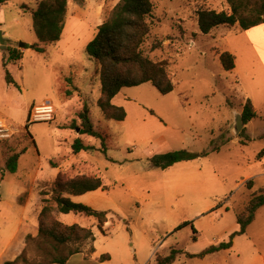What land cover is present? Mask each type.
I'll use <instances>...</instances> for the list:
<instances>
[{
  "label": "rangeland",
  "instance_id": "obj_1",
  "mask_svg": "<svg viewBox=\"0 0 264 264\" xmlns=\"http://www.w3.org/2000/svg\"><path fill=\"white\" fill-rule=\"evenodd\" d=\"M40 1L9 0L0 5V30L6 46L2 49L0 43V119L9 128V136L0 138V246L4 247L22 218L26 223L21 239L23 233L38 227L37 213L42 201L51 199L60 173L64 180L79 175L101 177L108 187L107 191L69 196L75 203L111 213L105 234L94 219L60 215L67 225L77 219L85 228L95 226L98 248L122 241L147 253L152 241L158 249L151 264L159 253L168 256L174 247L182 251L178 264H264V207L247 234L234 238L232 251L184 260L188 253L200 254L228 242L239 231H234L237 214L254 193L264 191V157L259 159L264 149V28L246 32L221 26L203 35L198 13L231 14L227 0H152L150 35L143 51L155 62H169L175 90L163 96L151 83L123 89L114 104L126 110L127 119L117 122L107 120L97 104L100 68L86 49L122 0H84L82 5L79 0H68L65 30L61 41L54 44L39 43L33 30L31 14ZM156 42L162 43L158 49H154ZM35 45L44 52L34 50ZM10 51L20 52L22 59L11 60ZM222 52L236 56L235 70L223 69L218 56ZM5 62L15 85L6 81ZM249 99L257 118L245 125L247 130L240 138L235 135V116L242 114ZM46 102L55 108L53 120L34 123V108ZM84 104L95 128L109 137L106 154L72 152L78 138L102 147V140L78 133V114ZM221 137L230 142L206 158L167 170L151 161L154 156L181 150L202 153L213 140L221 143ZM248 137L251 141L241 144ZM15 154L21 156L17 171L11 173L6 165ZM252 180L254 187L248 189L246 183ZM187 222L194 224L197 242L192 227L177 230ZM25 239L27 262L22 264L45 263L50 246L43 244L39 249L37 241L28 246ZM91 248L92 243L86 241L61 247L55 255L66 256L70 249L89 253Z\"/></svg>",
  "mask_w": 264,
  "mask_h": 264
},
{
  "label": "trees",
  "instance_id": "obj_2",
  "mask_svg": "<svg viewBox=\"0 0 264 264\" xmlns=\"http://www.w3.org/2000/svg\"><path fill=\"white\" fill-rule=\"evenodd\" d=\"M9 0H0V5L6 4ZM231 7V14L216 11H200L198 13V25L203 35H209L214 29L221 26L238 27L242 31H249L264 24V0H227ZM80 5L84 0H79ZM152 0H122L111 12L109 18L98 28V34L87 49L88 56L99 64V75L101 82V95L98 106L107 120L123 122L127 119V112L123 107L116 106L113 101L125 88H135L151 83L154 88L163 96L172 93L175 85L169 75V62H155L148 58L143 51V46L147 43L150 35V24L153 14ZM33 30L39 43L54 44L61 41L65 26L69 17L68 0H41L38 8L32 12ZM1 28V22H0ZM162 46L161 42L154 44V49ZM29 47H26L28 49ZM34 50L43 53L44 49L35 45ZM10 59L21 60L22 55L18 51H10ZM223 69L233 71L236 69V56L230 52L218 54ZM8 63H4L6 70V81L9 85H15V80L7 69ZM78 90V89H77ZM72 92L68 91V95ZM242 116L245 125L257 118V113L252 100H247L244 105ZM81 121V136H87L102 140V147L96 148L78 138L72 145V152L78 155L82 152L107 153L105 141L109 138L95 128L91 119L89 107L84 104L78 114ZM29 131V126H26ZM77 129V127L75 128ZM244 128L240 138L246 132ZM30 134V132H29ZM31 136V134H30ZM264 138V136L262 137ZM224 139V137H221ZM250 137L241 144L247 145ZM213 140L210 149L202 153H192L188 150L170 152L164 156H154L151 158L153 166L167 170L182 162H191L201 158H206L213 153L221 152L222 148L229 143L224 139L221 143ZM26 150H24L25 152ZM23 152V153H24ZM21 154L12 155L7 161V170L15 173ZM264 157V149L259 155L261 160ZM54 167L55 164L51 163ZM59 174L51 193V199L42 201V208L38 215L39 235L34 238L27 236V244L37 241L39 249L43 244L50 246L46 262L43 264H67L68 259L79 253V249H70L68 255L59 257L55 252L61 247L83 242L94 243L96 240L92 229L81 227L77 224L66 225L57 219V215L74 214L90 219H95L97 227L105 234V225L109 222V211L96 210L90 206L73 202L69 196L79 197L99 190L107 191L101 177H88L79 175L69 180H64ZM254 181L246 183L248 189L254 187ZM264 207V191L254 193L245 207L244 211L237 214V224L240 230L231 235L230 240L219 245H213L200 254L190 255V258H205L233 247L234 238L243 236L256 219L257 212ZM192 227L194 236L197 234L192 222L184 223L177 230ZM196 241V237H194ZM94 248H91L93 251ZM182 251L176 247L170 250L168 256L157 255L156 264H174L181 256ZM103 258H109L103 256ZM26 251L16 260L8 261L5 264L26 263Z\"/></svg>",
  "mask_w": 264,
  "mask_h": 264
},
{
  "label": "crops",
  "instance_id": "obj_3",
  "mask_svg": "<svg viewBox=\"0 0 264 264\" xmlns=\"http://www.w3.org/2000/svg\"><path fill=\"white\" fill-rule=\"evenodd\" d=\"M256 28L257 29L258 28H264V24L259 26V27H256ZM253 30H255V28L249 30V32H252ZM246 32H248V31H246ZM3 35L5 36L4 33H3ZM98 68H99V64H98ZM113 103H114V101H113ZM82 153H85V152H82ZM0 199H1V197H0ZM17 203H19V202H17ZM19 204L21 205V203H19ZM40 210L38 211V213L40 212ZM23 213H24V210L21 212V215H23ZM38 213H37V216H38ZM60 215L61 214L57 215V219L59 221H60ZM80 217H82V216H80ZM88 219H90V218H88ZM109 222H110V220H109ZM24 223H26V221L22 218L18 224V227L15 230H13V232L9 235L4 247L2 248L0 246V264H5L8 261L16 260L25 251L27 245H26V239L24 241L22 240L23 237L27 238V236L29 234L33 235L34 237L39 235V226L38 227L33 226L32 231H30L29 233H26V234L23 233V236L21 239L20 238V231H21V227ZM71 223L72 224H70V225L77 224V225L83 227L82 224H79L80 222L77 219L72 220ZM95 225L97 226L96 221H95ZM94 227L89 228V229L93 230L95 237H96L95 242L92 243V247L94 248V250L89 252V253L86 251L79 250V253L72 255L68 259L67 264H151L152 263L153 252H154V250L158 249L157 247L154 248L152 241H150L151 245L148 248L147 253H142L140 251V249L136 246V244H134L135 248L132 249L131 247H129V245H127L125 242H122V241L111 244L110 247L107 249L106 248L105 249L98 248L96 244H98V242H99V237L97 236V233H96V230ZM238 230H240V226L237 223H235L234 231H238ZM247 232H248V230H247ZM194 237H196V241H194ZM193 241L197 242V234L195 236L193 234ZM216 245H219V244H216ZM233 248H234V245L230 250H224V251L230 252L233 250ZM188 254H190V253H188ZM159 255H160V253H159ZM190 255H197V254H190ZM213 255H208L205 258H190L187 255V257L184 258V260H189V261H192L193 259L203 260V259H208ZM103 256H108L109 258H103ZM177 261L174 264H178ZM154 262L156 264V259H154Z\"/></svg>",
  "mask_w": 264,
  "mask_h": 264
},
{
  "label": "built area",
  "instance_id": "obj_4",
  "mask_svg": "<svg viewBox=\"0 0 264 264\" xmlns=\"http://www.w3.org/2000/svg\"><path fill=\"white\" fill-rule=\"evenodd\" d=\"M55 108L50 102H46L43 105L34 108V114L32 115V121L34 123L49 122L53 120L55 114ZM9 128L6 120H0V138L8 137Z\"/></svg>",
  "mask_w": 264,
  "mask_h": 264
},
{
  "label": "water",
  "instance_id": "obj_5",
  "mask_svg": "<svg viewBox=\"0 0 264 264\" xmlns=\"http://www.w3.org/2000/svg\"><path fill=\"white\" fill-rule=\"evenodd\" d=\"M0 43L2 45V49H6L5 39H4V35H3L2 30H0ZM25 45L26 44L21 43L20 47H25ZM32 48H34V47H32ZM244 128H245V123H244L242 114H236V116H235V135L239 136L242 133V131L244 130ZM80 131H81V129L78 130V133Z\"/></svg>",
  "mask_w": 264,
  "mask_h": 264
},
{
  "label": "bare ground",
  "instance_id": "obj_6",
  "mask_svg": "<svg viewBox=\"0 0 264 264\" xmlns=\"http://www.w3.org/2000/svg\"><path fill=\"white\" fill-rule=\"evenodd\" d=\"M1 121H3V119H0Z\"/></svg>",
  "mask_w": 264,
  "mask_h": 264
}]
</instances>
